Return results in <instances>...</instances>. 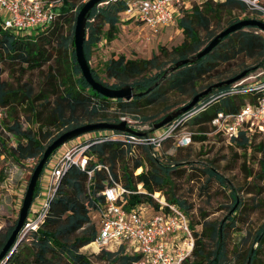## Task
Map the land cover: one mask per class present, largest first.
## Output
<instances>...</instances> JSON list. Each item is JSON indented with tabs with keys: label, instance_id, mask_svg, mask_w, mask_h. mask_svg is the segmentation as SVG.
I'll use <instances>...</instances> for the list:
<instances>
[{
	"label": "trees",
	"instance_id": "trees-1",
	"mask_svg": "<svg viewBox=\"0 0 264 264\" xmlns=\"http://www.w3.org/2000/svg\"><path fill=\"white\" fill-rule=\"evenodd\" d=\"M56 1L60 5L56 7L55 18L49 26L42 28L41 33L15 34L5 30L0 23V111H4L5 118H9L8 122L1 120L0 124L14 137L15 144L9 150L12 160L17 165L35 160L31 171L46 147L68 130L98 122L117 124L122 117L130 116L138 122L135 127L148 125V130L140 133L150 135L159 130L153 131V124L182 106L169 108L165 105L161 115L151 122H147L150 120L148 117L138 114L148 107L166 104L168 93L188 96L191 100L213 84L233 78L243 71L247 72L245 79L264 70V34L257 28L245 27L224 37L206 56L167 72L176 62L196 55L220 32L214 29L213 24L220 29L221 23L226 28L241 20L262 22L259 14L249 10L242 1L208 0L178 17L177 26L183 34L179 45L170 50L160 47L159 54H152L147 59H127L123 55L112 57L105 62L99 74L91 67L93 50L102 41L110 43L116 38L121 23L120 14L125 12L128 1L103 0L93 7L86 22L83 54L92 77L111 89L130 86L135 93H142L128 101L104 98L86 83L75 60L73 31L76 15L84 3L75 7L71 0ZM67 28L69 31L66 33ZM239 57L256 61L257 64L226 76L219 72L221 66ZM6 63H12L20 69L21 74L41 73L44 68L46 72L41 73L42 78L35 85L20 80L10 84L1 79ZM211 76L216 81L206 83V78ZM241 80L213 89L192 109L172 122L182 121L180 130L188 126L196 127L198 134H202L207 127L211 128L210 123L217 113L235 114L246 104H256L264 96V88L256 87L264 82V76L238 86ZM21 118L29 128L22 129ZM32 125L36 127L33 129ZM51 129L61 131L52 135L48 131ZM107 133L115 137L128 134L101 130L82 136L81 141L89 144L86 151L90 157L89 164L84 169L73 166L60 177L39 228L21 236L19 234L0 264H93L88 256L80 253V249L95 242L99 227L96 229L91 224V215L96 214L99 222V212L104 206L102 192L114 183L126 191L120 200L126 211L146 207L152 213L165 212L167 208L163 209L153 198L159 193L167 204L177 207L185 215L190 212L192 206L175 196L172 182L174 174L184 171L179 168L182 164L164 163L162 159L167 145L176 150L188 147L175 146L173 138L165 140L156 153L146 145L128 144L120 138L94 142L97 136L108 137ZM198 134L194 136L192 133V140L202 141L205 138ZM258 136L263 139L254 144ZM229 141L237 149H254L264 158V133L247 136L245 132H240L230 137ZM0 145L6 150L1 140ZM120 162L121 179L115 172L116 164ZM47 170L44 167L40 178ZM138 170L140 172L137 173ZM200 170L208 179H214L223 190L230 191L232 202L228 215L222 220H208L207 216H202L199 232L195 231L194 223L188 221L193 247L181 264H229L226 239L229 230L237 223L236 215L242 205L228 181L213 167L206 165ZM39 183L40 180L34 199L39 192ZM16 221L5 231L0 230V251ZM255 243L257 247L264 244V226L256 232L252 241V244ZM258 254L259 248L254 250L251 246L244 255L237 254L236 261L241 259L240 264H259ZM141 258V254L127 253L124 245L113 251L100 249L95 256L97 261L104 264H138Z\"/></svg>",
	"mask_w": 264,
	"mask_h": 264
},
{
	"label": "rangeland",
	"instance_id": "rangeland-1",
	"mask_svg": "<svg viewBox=\"0 0 264 264\" xmlns=\"http://www.w3.org/2000/svg\"><path fill=\"white\" fill-rule=\"evenodd\" d=\"M87 0H71L75 7ZM58 11V9H57ZM235 14V13H233ZM236 15V14H235ZM241 17V16H239ZM120 20H125L119 24V31L116 38L110 43L102 41L93 50L91 58V67L99 74L107 60L120 55L127 59H147L152 54H159V48L164 47L167 50L179 45L183 40V34L177 25L165 29L161 34H152L144 24L136 22L129 14H120ZM214 29L219 32L223 29V23L219 26L213 24ZM69 29H65L67 33ZM42 29L34 30L31 34L41 33ZM6 63L3 66L4 72L1 79L15 84L16 80L21 82L30 81L37 84L42 78V72H46V68L42 72H26L21 74L20 69ZM257 62L239 57L228 65L219 68V72L228 75L230 72H238L247 67L256 66ZM216 78L211 76L206 78L205 82H214ZM166 104L151 106L142 110L138 115L148 117L151 122L159 117L165 105L169 108H177L188 103L190 98L175 93H168L166 96ZM114 108V105H112ZM4 111H0V121L8 122L9 118H5ZM131 118L130 116H125ZM132 119V118H131ZM22 129L30 126L23 118L20 119ZM148 126V125H147ZM36 126L32 125L31 128ZM148 129V127H145ZM188 132L195 135L198 134L196 127H187ZM52 135L61 131L57 129L48 130ZM205 138L202 141L193 139L192 144L183 150H176L167 145L162 152L164 163L182 164L180 169L184 170L181 174H174L172 182L175 185V196L181 200H185L187 205L192 208L186 217L188 221L194 223L195 231L201 229L200 222L203 221L202 216H207L208 220H222L228 215V207L231 205L230 191L223 190L214 179H208L200 169L206 165L213 167L221 176H223L228 184L234 189V192L241 202L242 208L237 217L235 227L229 230L226 239V248L228 253L229 264H240L236 261L237 254L244 255L252 246V249L259 248L258 260L259 264H264V244L258 246L252 244L256 232L264 226V158L262 153L254 149L247 151L234 147L228 138L213 133L209 127L203 131ZM82 136L72 139L74 142L82 140ZM193 136V137H194ZM263 137H256L255 143L261 141ZM0 140L4 143V149L0 145V230L5 231L18 218V212L21 207L23 191L25 192L28 180L32 173L31 169L35 160L24 162L23 165H17L11 158L9 150L15 144L14 137L8 132L4 126L0 124ZM61 146L54 153V158L59 157L64 148ZM48 168V165H45ZM115 172L121 179V162L116 164ZM48 172H44L40 178L38 196L34 200V206H40L44 200L46 189L48 186ZM6 178L9 179L7 187L4 186ZM91 224L98 229L99 222L96 214L91 215ZM183 235L180 236L182 238ZM96 245L86 246L80 249V253L88 256L93 264H104L95 259L98 252Z\"/></svg>",
	"mask_w": 264,
	"mask_h": 264
},
{
	"label": "built area",
	"instance_id": "built-area-1",
	"mask_svg": "<svg viewBox=\"0 0 264 264\" xmlns=\"http://www.w3.org/2000/svg\"><path fill=\"white\" fill-rule=\"evenodd\" d=\"M206 1L208 0H128L124 13L129 14L136 22L144 24L152 34H158L177 25L178 17L187 13L193 6H200ZM238 1L245 3L249 10L257 12L264 23V0ZM59 5L60 2L56 0H0V23L5 30L28 35L34 30L49 26L55 18L56 7ZM120 21L125 22V20ZM260 76H264V70L248 76L237 85ZM256 87L263 89L264 82ZM120 121H124L128 128L133 127L132 130L137 132L148 130L145 128L148 126L135 127L138 122L131 118L122 117ZM181 122L171 121L164 128L142 137L131 134L115 137L107 133L108 137L97 136L94 142L100 143L106 139L120 138L128 144L146 145L156 153L165 140L173 138L175 146L189 147L192 144V133L186 129L180 130ZM210 126L213 133L228 139L240 132H245L247 136L264 133V96L254 105L246 104L235 114L217 113ZM66 144L59 157L54 158L53 154L49 159L46 171L49 174L48 186L44 200L40 206H34L33 202L36 198L33 200L25 223L19 232L20 236L39 228L46 216L50 199L55 193L60 177L73 166L84 169L89 164L90 157L86 154L89 149L87 142L71 140ZM154 153H152L153 156H155ZM31 161L33 160L30 159L27 162ZM90 174L91 172L88 173ZM124 193L126 191L116 183L102 192L104 206L99 212V231L95 242L91 244L96 245L98 250L108 251L116 250L120 245H124L127 253L142 255L138 264H181L189 256L193 247V236L186 215L177 207L167 204L159 197V193L153 195V198L163 209L167 208L165 212L152 213L146 207L126 211L120 203ZM181 235H183L182 238H180ZM168 238L172 239L171 246L167 241Z\"/></svg>",
	"mask_w": 264,
	"mask_h": 264
},
{
	"label": "water",
	"instance_id": "water-1",
	"mask_svg": "<svg viewBox=\"0 0 264 264\" xmlns=\"http://www.w3.org/2000/svg\"><path fill=\"white\" fill-rule=\"evenodd\" d=\"M103 0H87L79 12L76 15L75 19V25H74V31H73V45H74V55L76 64L78 65L81 75L86 81V83L90 86V88L96 92L97 94L103 96L104 98L109 99H123L125 101H128L132 99L135 96H141L142 93H135L134 89L130 86H124L120 89H111L109 87L104 86L103 84L95 81V79L92 77L91 71L89 66L87 65V61L83 54V43L86 36V22L87 18L89 16L90 11L93 9L94 6L102 2ZM245 27H253L257 28L259 31H261L264 34V23L258 20L254 19H248V20H241L239 22H236L234 24H231L221 30L202 50H200L196 55H194L192 58H188L185 60L178 61L172 66L167 72H172L176 68L187 65L189 63H192L207 54H209L218 44L219 42L226 37L227 35L238 31ZM247 72L243 71L236 75L233 78H230L228 80H225L223 82H219L216 84H213L212 86L208 87L204 91L196 94L186 105L182 106L181 108L174 110L167 114L161 121L155 123L152 125L151 129L153 131L158 130L165 125L169 124L173 119L177 118L181 114L187 112L188 110L192 109L199 100L210 94L213 89L220 88L222 86H228L230 84H233L241 79H243L246 76ZM101 130H114V131H120V132H126L131 135L135 136H144L145 133L136 132L126 126V123L124 121H121L117 124L108 123V122H98L93 124H86L71 130H68L64 133H62L60 136H58L56 139H54L44 150L42 157L36 164L34 170L32 171L30 178L28 180L26 190L24 192L21 207L18 212V218L16 221V225L11 232L9 238L7 239L6 243L4 244L3 248L0 251V262L5 258L6 254L9 252L11 247L16 243L17 236L19 235V232L21 231L25 219L28 215L29 209L31 207V204L34 200V192L37 185L38 180L40 179V175L42 174V171L45 167V165L48 163L51 156L55 153V151L66 144L67 142L71 141L74 138H77L81 135L101 131Z\"/></svg>",
	"mask_w": 264,
	"mask_h": 264
},
{
	"label": "crops",
	"instance_id": "crops-1",
	"mask_svg": "<svg viewBox=\"0 0 264 264\" xmlns=\"http://www.w3.org/2000/svg\"><path fill=\"white\" fill-rule=\"evenodd\" d=\"M164 31H165V30H164ZM164 31H162V32H164ZM162 32H160V33H158V34H161ZM158 34H155V35H158ZM8 183H9V179L6 178V181H5L4 186L7 187V184H8ZM167 241H168L169 245L171 246V241H172V239H171V238H168ZM89 246H91V244H90ZM89 246H88V247H89Z\"/></svg>",
	"mask_w": 264,
	"mask_h": 264
}]
</instances>
